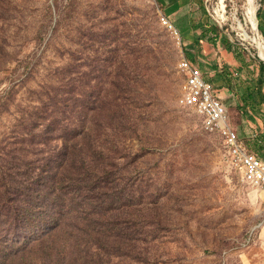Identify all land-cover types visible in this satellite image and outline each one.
I'll return each mask as SVG.
<instances>
[{"label":"rangeland","instance_id":"rangeland-1","mask_svg":"<svg viewBox=\"0 0 264 264\" xmlns=\"http://www.w3.org/2000/svg\"><path fill=\"white\" fill-rule=\"evenodd\" d=\"M262 4L193 0L170 16L171 6L159 0H0V143H14L25 130L29 108L40 105L44 90L71 98L63 107L73 111L88 97L91 115L101 100L138 98L137 132L123 139L130 154L125 197L106 224L116 241L96 264H264V191L243 183L222 137L180 104L181 61L192 55L197 66L214 54L221 64L217 54L224 47L221 40L186 46L176 33L188 23L198 39L208 21L258 69L264 64L256 26ZM239 23L256 44L243 40ZM201 71L213 83L215 73ZM215 91L230 125L256 152L264 144V118L243 114L230 90ZM82 251L78 245L75 258Z\"/></svg>","mask_w":264,"mask_h":264},{"label":"trees","instance_id":"trees-1","mask_svg":"<svg viewBox=\"0 0 264 264\" xmlns=\"http://www.w3.org/2000/svg\"><path fill=\"white\" fill-rule=\"evenodd\" d=\"M172 2L176 4L171 13L193 0ZM262 3L257 19L264 37ZM205 23L198 39L185 37L188 23L180 26L182 41L186 46L204 40L217 46L221 40V64L214 54L204 56L206 61L197 66L192 55L186 59L200 70L213 71L215 90L233 92L243 114L263 119L264 64L254 67L242 46L224 38L217 25ZM43 93L39 106L31 104L25 130L15 142L0 143V264H96L95 258L103 257L116 241L106 224L125 197L123 167L130 154L123 139L129 130L137 132L138 98L131 103L101 100L93 104L91 115L88 97L73 111L63 107L71 98ZM247 146L264 157L261 141L256 152ZM78 245L84 251L75 258Z\"/></svg>","mask_w":264,"mask_h":264},{"label":"built area","instance_id":"built-area-1","mask_svg":"<svg viewBox=\"0 0 264 264\" xmlns=\"http://www.w3.org/2000/svg\"><path fill=\"white\" fill-rule=\"evenodd\" d=\"M179 32L176 30L177 34ZM180 68L186 76L180 104L192 108L207 131L222 137L229 161L240 171L243 183L264 191V160L249 150L230 125L227 107L217 97L213 84L186 58L181 61Z\"/></svg>","mask_w":264,"mask_h":264},{"label":"bare ground","instance_id":"bare-ground-1","mask_svg":"<svg viewBox=\"0 0 264 264\" xmlns=\"http://www.w3.org/2000/svg\"><path fill=\"white\" fill-rule=\"evenodd\" d=\"M249 1V0H248ZM224 2V1H223ZM223 4L217 9L216 13L222 17L221 11H223ZM255 9V8H254ZM250 18V17H249ZM221 19V18H220ZM248 23L253 26V21L251 18L248 20ZM254 27V26H253ZM238 28L241 32V36L243 37V40L251 42L253 45L256 44V39L251 38L248 32L243 28V26L239 23ZM253 30V29H252ZM253 32V31H252ZM261 42V41H260Z\"/></svg>","mask_w":264,"mask_h":264},{"label":"crops","instance_id":"crops-1","mask_svg":"<svg viewBox=\"0 0 264 264\" xmlns=\"http://www.w3.org/2000/svg\"><path fill=\"white\" fill-rule=\"evenodd\" d=\"M170 1H171V0H170ZM170 1H169V0H168V1H166V0H159V2L164 3V4L166 5V7L171 6V7H169V8L173 9V7L175 6L176 3H173L172 1H171V2H170ZM185 6H187V5H184L183 7H181L180 10H181L182 8H184ZM170 11H171V10H170ZM175 13H177V11H174V12L170 13V16H171V14L174 15ZM188 37H189V38H194V36H192V35H190V34H188Z\"/></svg>","mask_w":264,"mask_h":264},{"label":"water","instance_id":"water-1","mask_svg":"<svg viewBox=\"0 0 264 264\" xmlns=\"http://www.w3.org/2000/svg\"><path fill=\"white\" fill-rule=\"evenodd\" d=\"M257 19V18H256ZM258 25H259V22H258V20H257V30L259 31V29H258Z\"/></svg>","mask_w":264,"mask_h":264}]
</instances>
